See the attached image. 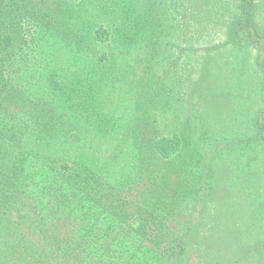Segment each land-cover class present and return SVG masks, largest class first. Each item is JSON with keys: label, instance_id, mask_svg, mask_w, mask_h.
Masks as SVG:
<instances>
[{"label": "trees", "instance_id": "1", "mask_svg": "<svg viewBox=\"0 0 264 264\" xmlns=\"http://www.w3.org/2000/svg\"><path fill=\"white\" fill-rule=\"evenodd\" d=\"M183 31L193 69L200 56L224 66V55L253 68L264 144V0H0V264H247L264 253L247 245L225 259L213 244L199 164L174 162L180 135L146 119L135 163L123 164L126 148L122 164L103 165L80 125L96 93L89 76L123 63L149 59L150 75L134 76L158 101Z\"/></svg>", "mask_w": 264, "mask_h": 264}, {"label": "rangeland", "instance_id": "2", "mask_svg": "<svg viewBox=\"0 0 264 264\" xmlns=\"http://www.w3.org/2000/svg\"><path fill=\"white\" fill-rule=\"evenodd\" d=\"M183 32L180 40L168 46L174 49L169 59L174 70H169L167 85L158 81V101L150 102L152 95L144 91L140 77L134 76L150 75L145 68L149 59L145 65L136 63L137 69L123 63L103 76H89L94 79L96 93L89 103L90 121L82 117L80 125L83 123L84 131L94 140L93 152L99 153L103 165L108 161L122 164L115 153H124L126 148L131 158L127 154L123 164L135 163L129 149L140 145L134 143V133L146 119L163 134L180 135L182 156L174 162L187 164L193 173L194 164H199L196 169L205 178L202 182L209 200L203 202V229L216 233L213 244L226 259L247 245L264 248V144L255 131L260 101L251 95L257 84L253 68L249 67L247 75L242 73L235 56L224 55L225 65L215 67L204 66L200 56L193 69L190 43ZM153 70L160 79L166 74L160 64ZM192 183L187 191L190 194ZM193 213V207L185 210L186 216ZM245 259L247 264H264V253Z\"/></svg>", "mask_w": 264, "mask_h": 264}]
</instances>
